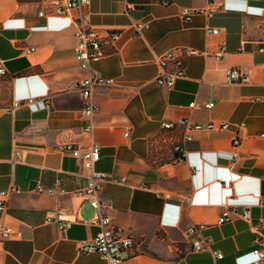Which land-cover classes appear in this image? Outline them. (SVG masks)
I'll use <instances>...</instances> for the list:
<instances>
[{"label": "crops", "instance_id": "0c3cea01", "mask_svg": "<svg viewBox=\"0 0 264 264\" xmlns=\"http://www.w3.org/2000/svg\"><path fill=\"white\" fill-rule=\"evenodd\" d=\"M42 1L0 0V108L20 103L0 113V191L18 190L9 193L0 223L21 234L0 242V264H108L97 254L77 253L76 242L94 238L99 227L87 200L74 193L85 187L87 172L79 160L53 150L63 142L100 147L94 169L109 179L101 192L104 211L134 236L121 264H252V241L264 234V52L258 50L264 0H172L168 6L90 0L88 24L118 34L89 64L116 82L94 90L99 109L91 133L83 131L88 122L81 117L80 95L70 89L85 76L74 59L76 12L38 17ZM211 1L222 6L213 16L194 15L189 22L179 17L181 8L201 9ZM137 22L148 28L136 31ZM206 26L220 34L207 36ZM220 42L225 54L216 60L212 53ZM29 47L35 51L25 54ZM177 47L208 54L188 57L184 78L165 90L154 81L155 60ZM230 67L247 71L250 82L227 83ZM192 101L214 106L193 110L187 107ZM178 119L228 127L194 132L184 158L173 162L171 140L183 130L176 128L169 140L160 123ZM234 136L241 144L233 160ZM38 185L55 193H38ZM231 206L248 208L250 220L216 225L221 210ZM56 212L73 221L69 228L45 223ZM194 223L207 225L210 251H190L185 244L182 234Z\"/></svg>", "mask_w": 264, "mask_h": 264}, {"label": "built area", "instance_id": "2783aa9c", "mask_svg": "<svg viewBox=\"0 0 264 264\" xmlns=\"http://www.w3.org/2000/svg\"><path fill=\"white\" fill-rule=\"evenodd\" d=\"M162 6H168L172 0H158ZM41 8L37 12L38 17L56 16L64 17L71 12H76L74 23L76 30L74 31V38L76 45L74 48V59L79 70L85 72V76L73 81L70 85L72 91L80 95L82 108L81 117L88 123L83 129L84 132L91 133L93 130L92 119L98 111V105L94 101V90L104 89L115 86L113 78L102 77L90 70L89 64L96 61L104 55V47L106 43H111L117 39L118 34L110 30L98 27H92L88 24L89 5L90 0H43ZM222 9L220 3L215 1L208 2V4L201 9L181 8L179 10V17L184 22H189L194 15H203L206 18L213 16ZM264 17V14H263ZM136 31H141L148 28V23L137 22L134 24ZM205 34L207 36H217L220 34L218 28L206 26ZM264 52V42L258 49ZM35 51L34 47L25 49V54H31ZM206 52H199L192 48L177 47L167 50L160 54L155 64L158 68L157 74L154 78L155 83L160 88L170 90L178 79L185 76V65L188 57L205 55ZM225 54V44L220 42L216 51L212 53L216 60H221ZM0 75H5V70L0 62ZM225 79L227 83L231 84H246L249 83V73L238 67H230L225 70ZM32 102L31 99L25 101ZM20 103L14 101L9 107L0 108V113L12 112L18 108ZM214 106L213 102H206L198 104L192 101L188 104L189 109H211ZM228 127L227 123H192L189 119H178L176 121H163L160 123L162 132L169 135L176 128H182L183 132L178 141L171 140V150L174 153L173 162L181 161L186 153L185 144L193 139L192 134L198 131L224 130ZM128 136V132L124 133ZM162 137V134L157 135ZM264 139V132L260 134ZM241 140L234 136L231 140V148L234 150L231 153L232 159L237 158L236 149L240 146ZM53 150L61 154H68L74 159L80 161L82 168L87 172V182L83 189L74 192L76 195L87 200L95 213L94 223L99 227V232L92 239H82L76 242V250L78 254H97L101 259L108 262V264H121L124 258L121 256L126 250L131 248L134 241V236L131 232L122 229L115 225L111 218L105 213V206L101 202V192L103 186L109 181L108 176L96 171L94 166L100 159V147L96 143L87 145H79L73 142L58 143L53 147ZM21 157V150L17 149L14 152L13 161H18ZM192 173L195 171L191 169ZM125 178L122 177L118 183H124ZM59 180H54V186L59 185ZM38 193L52 195L55 193L54 187L44 188L38 185L36 188ZM16 193V188H11L9 191H0V212H2L7 205L9 193ZM235 218H240L246 222L250 220V211L248 208L242 209L240 212L234 206L224 207L215 224L222 225L230 222ZM73 221L67 219L61 212H56L53 215L47 216L45 223H54L59 230L64 231L70 227ZM262 224V223H261ZM207 225L205 223H194L190 225L182 234L188 249L194 252L210 251L211 239L203 234ZM256 229V228H255ZM21 234L8 228L0 223V242L5 240L19 239ZM212 255L219 259L222 254L218 250H212ZM252 254L254 256L252 264H264V234L252 241Z\"/></svg>", "mask_w": 264, "mask_h": 264}]
</instances>
